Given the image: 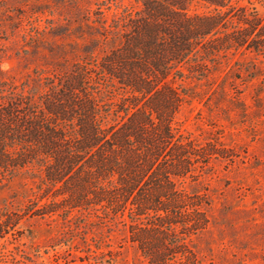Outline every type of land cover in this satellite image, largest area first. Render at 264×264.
Returning a JSON list of instances; mask_svg holds the SVG:
<instances>
[{
	"label": "trees",
	"instance_id": "trees-1",
	"mask_svg": "<svg viewBox=\"0 0 264 264\" xmlns=\"http://www.w3.org/2000/svg\"><path fill=\"white\" fill-rule=\"evenodd\" d=\"M108 4L85 10L81 41L50 49L52 62L21 79L0 68V183L28 186L18 208L0 206V238L25 216L64 226L92 214L122 223L160 264L170 249L172 264H189L186 237L207 226L209 205L189 187L223 148L179 133L177 115L220 89L214 73L232 56L264 57V16L238 0Z\"/></svg>",
	"mask_w": 264,
	"mask_h": 264
},
{
	"label": "rangeland",
	"instance_id": "rangeland-1",
	"mask_svg": "<svg viewBox=\"0 0 264 264\" xmlns=\"http://www.w3.org/2000/svg\"><path fill=\"white\" fill-rule=\"evenodd\" d=\"M117 2L135 5V0H0L4 76L21 79L35 63L52 62L50 49L68 50L67 42L81 41L79 19L87 8L109 3L110 13ZM238 4L264 16V0ZM207 10L199 4L191 8ZM40 29L44 32L35 46L29 35ZM25 47H35L34 52L23 51ZM236 58L245 69L234 63ZM213 80L220 83L218 91L208 99L183 103L177 115L179 133L197 144L223 148L210 159L199 184L189 187L206 192L209 205L207 226L186 237L193 254L187 262L264 264V57L249 59L240 52L214 73ZM204 88L194 87L201 92ZM24 183L19 177L0 183V206L18 208L24 203L28 194ZM13 229L20 232L11 230L0 238V264H160L153 249L146 251L130 240L122 223H101L92 214L64 226L25 216ZM164 253L168 258L164 263L172 264L173 249Z\"/></svg>",
	"mask_w": 264,
	"mask_h": 264
}]
</instances>
